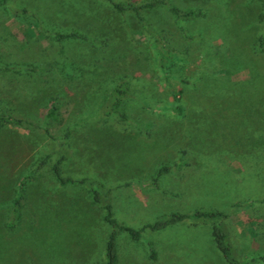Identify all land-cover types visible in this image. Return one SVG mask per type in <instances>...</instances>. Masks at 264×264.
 <instances>
[{"label": "rangeland", "instance_id": "obj_1", "mask_svg": "<svg viewBox=\"0 0 264 264\" xmlns=\"http://www.w3.org/2000/svg\"><path fill=\"white\" fill-rule=\"evenodd\" d=\"M262 12L263 0H164L140 15L108 0H0V114L46 129L0 128V264H102L109 226L88 185L58 184L60 154L65 175L102 180L114 216L141 229L116 234V264H226L213 224L238 264H264ZM67 31L79 37L59 40ZM118 77L121 114L105 116ZM195 210L224 217L147 226Z\"/></svg>", "mask_w": 264, "mask_h": 264}, {"label": "trees", "instance_id": "obj_2", "mask_svg": "<svg viewBox=\"0 0 264 264\" xmlns=\"http://www.w3.org/2000/svg\"><path fill=\"white\" fill-rule=\"evenodd\" d=\"M112 6L119 10H133L137 15H140V10L144 8H151L158 4L164 3V0H145L138 5H134L132 2H116L112 0H108ZM17 11V10H15ZM21 11H26L25 9H21ZM171 11L178 17L190 18L196 14H200L199 10H179L176 7H172ZM260 19H264V0H263V12L259 16ZM56 35L59 40H63L72 36H78V34L74 31L67 32H56ZM106 96L103 100V103L100 108L101 114L107 116L110 114H118L119 107L122 103L123 98L127 94V89L124 86V78L118 77L114 80H110V82H106ZM55 104L50 103L46 108L45 114L43 116H54ZM174 110L180 111V105L177 104L173 107ZM88 118L89 116H84ZM7 123H22L28 125L30 127H34L40 130L46 131L39 127L36 123H33L25 118H16L14 114H0V128ZM67 136V135H66ZM59 145H63V141L61 139L58 140ZM65 160V154H60V156L56 159V161L52 165V171L55 179L57 180L59 185L66 184H81L85 183L89 186L90 195L92 200L97 203L102 209V219L109 226V231L106 235L104 241V250H103V262L102 264H116L117 263V250H116V234L119 231H125L132 239H138L141 236V229L132 227L126 223L120 222L115 216L113 212L112 202L107 193L103 192L105 189V183L93 177H82L77 178L74 176L65 175L62 171V163ZM169 169V166L166 164L160 165L155 174L150 178L146 183L152 184L153 186H157L156 178L157 176ZM22 192L19 191L18 197L15 199V204L11 210L10 217L8 220L7 227L9 229L13 228L15 224V218L17 216L18 208L21 206ZM223 216V214L219 211L213 210H195L191 213L187 212H170L166 215L156 218L153 222L148 223L147 226L153 230L161 229L170 225L172 223H176L182 220H190L193 224L198 223V221L206 222L207 220L214 219L215 217ZM224 217V216H223ZM212 240L215 247L219 250V252L224 257L226 264H238L237 259L233 255L232 245L228 240V236L226 231H224L220 226L213 224L211 230ZM149 256L154 258L156 256L154 250L151 248L149 250ZM261 260H264V254L259 255Z\"/></svg>", "mask_w": 264, "mask_h": 264}]
</instances>
